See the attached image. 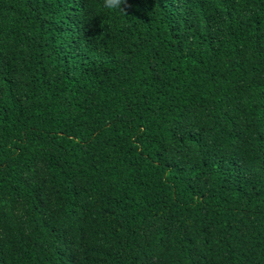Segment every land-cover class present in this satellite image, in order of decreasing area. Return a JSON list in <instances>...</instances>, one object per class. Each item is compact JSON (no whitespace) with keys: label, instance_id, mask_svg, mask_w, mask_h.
I'll list each match as a JSON object with an SVG mask.
<instances>
[{"label":"trees","instance_id":"16d2710c","mask_svg":"<svg viewBox=\"0 0 264 264\" xmlns=\"http://www.w3.org/2000/svg\"><path fill=\"white\" fill-rule=\"evenodd\" d=\"M0 264H264V0H0Z\"/></svg>","mask_w":264,"mask_h":264},{"label":"clouds","instance_id":"9594fccd","mask_svg":"<svg viewBox=\"0 0 264 264\" xmlns=\"http://www.w3.org/2000/svg\"><path fill=\"white\" fill-rule=\"evenodd\" d=\"M127 3V0H104V6L110 10L120 9Z\"/></svg>","mask_w":264,"mask_h":264}]
</instances>
